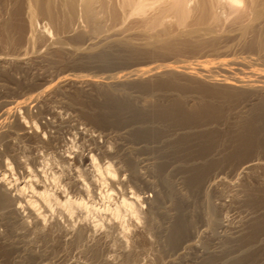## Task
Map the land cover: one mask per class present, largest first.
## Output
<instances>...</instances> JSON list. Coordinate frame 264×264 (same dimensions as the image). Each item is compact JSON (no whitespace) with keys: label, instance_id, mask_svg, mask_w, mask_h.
<instances>
[{"label":"rangeland","instance_id":"1","mask_svg":"<svg viewBox=\"0 0 264 264\" xmlns=\"http://www.w3.org/2000/svg\"><path fill=\"white\" fill-rule=\"evenodd\" d=\"M196 1L187 0V7L194 9ZM27 3L0 0V178L18 196L15 205L23 209L28 228L22 229V220L8 222L0 210V233L11 240L19 232L18 246L33 247L36 257L26 264H264V168H240L246 161L264 160V92L211 86L180 73L119 88L79 82L114 81L136 68L166 65L191 71L205 67L201 77L206 79H248L252 72H264V52L256 43L261 25L248 26L243 16L241 23L248 22L249 29L243 36L238 25L220 18L212 36L150 45L147 37L153 32L166 37L181 28L173 12L156 4L141 16L120 6L121 0H106L98 8L94 33L80 20L62 28L37 15L31 24ZM157 12L162 23L153 31L148 22ZM196 12L184 26L204 33L206 23L194 20ZM61 76L78 77V82L46 93L37 106L32 102L31 117L14 108L17 99L31 101ZM258 83L264 85V78ZM7 107L41 138L22 135V126L5 127L13 119L2 114ZM129 155L148 182H156L157 173L147 166L164 157L159 156L174 187L169 193L182 197L174 204L173 197L164 196L155 225L146 220L144 197L153 199L162 183L131 180ZM24 174L37 183H17L27 179ZM42 191L52 199L45 202ZM54 196L80 203L58 204ZM35 215L46 225L45 233L37 230ZM7 247L0 243V264H14L23 255Z\"/></svg>","mask_w":264,"mask_h":264},{"label":"bare ground","instance_id":"2","mask_svg":"<svg viewBox=\"0 0 264 264\" xmlns=\"http://www.w3.org/2000/svg\"><path fill=\"white\" fill-rule=\"evenodd\" d=\"M106 0H28V11H29V15H30V22L31 24L34 23L32 20H34L35 17H38L37 15H43L45 16L49 22H51L52 24L56 25L57 27H66L68 25H70L74 20H80L79 23H84L88 26V28H90V32H94L96 31V26L98 25V22L100 21L99 18V7H103L104 6V2ZM109 2V1H108ZM195 2V1H194ZM157 6H156V5ZM106 5V4H105ZM120 6H130L132 7V12L134 14L137 15H144L147 13V11L149 9L154 8L155 6L158 7L159 10L162 11H170L173 12L176 15V23L178 22L180 24V27L178 30L179 32L177 33L176 31V35L172 36H161L159 34V32H153V34L150 35V38L147 37L148 40L147 44H157L160 43L163 46H168V45H174V41L176 42V40L182 44L187 43L189 40V37L194 36V35H199V36H204V35H208V36H212L213 32L212 30V25H214L217 21L220 20V18L226 21H230L232 25H238V27L241 29V35L245 36L248 33L247 29L248 27H245V25H247V23L249 22L248 26H250V24L252 23V26H254L253 24H259L261 25V30H259V32L257 33V46L259 48L260 51L264 52V0H197L194 9H196V11L199 13L198 16H196V18L194 20L198 21V22H202V23H206V28L202 29L204 31L203 32H199L201 30H195V29H189L186 26H184L185 21L188 19L190 12L194 9H190L189 7H187V0H168V1H164L163 3L161 2L160 4L157 3V1H149V0H121ZM194 6V5H193ZM220 8L222 11V17L220 14H218L216 12V10ZM106 10V9H105ZM219 10V9H218ZM196 12V14H197ZM160 13H163L160 11ZM195 14V12H193ZM158 12H157V16L154 15V17H151V20L148 22V25H150L151 29L156 26V23H162L159 22V16H158ZM192 14V13H191ZM152 16V15H151ZM243 16H246L248 19V22L243 25L241 18ZM158 17V18H157ZM192 17V16H191ZM245 17V18H246ZM145 18V17H144ZM192 20V18H190ZM190 19H188V21H190ZM36 20V19H35ZM145 20V19H144ZM222 21V20H221ZM191 22V21H190ZM242 22V23H241ZM147 24V23H146ZM190 24V23H189ZM208 24V25H207ZM147 25V26H148ZM161 25V24H159ZM157 25V26H159ZM191 25V24H190ZM188 25V26H190ZM195 25V24H194ZM204 25V24H203ZM243 25V26H242ZM146 26V27H147ZM156 26V27H157ZM179 26V25H178ZM192 26V25H191ZM201 26V25H200ZM242 26V27H240ZM145 27V26H144ZM155 27V28H156ZM204 27V26H203ZM259 27V26H258ZM192 28V27H190ZM251 28V27H250ZM245 29V30H243ZM153 31L155 30L154 28L152 29ZM147 31V30H146ZM151 31V30H150ZM149 31V32H150ZM156 31V30H155ZM258 31V30H257ZM84 32V31H83ZM142 32V31H141ZM165 32V31H164ZM95 33V32H94ZM152 33V32H150ZM166 33V32H165ZM169 33V32H168ZM148 33L145 34V36H147ZM171 34V33H170ZM169 34V35H170ZM79 35V34H78ZM98 36V35H97ZM149 36V34H148ZM206 37V36H205ZM126 40V39H125ZM128 40V39H127ZM145 42V43H146ZM177 43V42H176ZM179 43V44H180ZM206 43V42H205ZM211 44V43H210ZM170 47V46H169ZM172 47V46H171ZM168 48V47H167ZM89 49V48H88ZM165 50V49H164ZM48 53V52H47ZM14 61V60H13ZM161 67V66H160ZM159 66L156 67H151V68H144V69H137L130 72V73H126V74H122L119 76H122L121 78H115L116 80L112 81H106V82H99L97 80L94 79H90V78H79L82 79L81 81H79L80 83H84L87 86H98V87H108V88H119V86H124L126 84H133V83H142L144 81H148L154 78H159L162 77L163 75H167V74H182L184 76H186L187 78L190 79H194V80H201L206 82L207 84H210L211 86H221V87H226V88H230L232 90H242V91H262L264 92V85L259 84V80L261 78H264V72H252L251 75L248 77V79H244L242 77H235V78H224V79H206L203 78L205 77V75L203 77H201L202 75V71L206 70L205 67H199L197 68V70L191 71V69H187L185 68L184 70H177L173 67L167 66L166 67H162L160 69ZM187 67V66H186ZM133 69V68H132ZM259 70V69H258ZM131 71V70H130ZM124 73V72H123ZM76 76V75H74ZM118 77V76H117ZM78 78V77H76ZM74 79L67 76H61L60 79H57V81L55 80L53 86L51 88L48 89V86H46L47 88H43L41 90H37V92L30 98L31 101H18L15 103V107H21L22 111L24 110L25 115L27 114L28 116L31 117L32 113H31V107L34 106L33 103L36 102L35 106L38 105V102L42 99L44 100V96L46 93L48 92H52V91H59L61 89H64L65 86L67 85H72V86H76V83L78 82L77 79ZM259 79V80H258ZM51 81V80H50ZM200 81V82H201ZM81 85V84H80ZM41 88V87H39ZM66 88V87H65ZM37 89V88H36ZM58 93V92H57ZM7 94V93H6ZM47 97V96H46ZM26 99V98H25ZM29 99V98H28ZM15 101V100H14ZM33 102V103H32ZM68 102V101H67ZM42 103V102H41ZM4 104V103H3ZM46 104V103H45ZM48 104V103H47ZM51 105V104H50ZM2 106H6V104L2 105ZM9 106V105H8ZM11 106V105H10ZM44 106V105H43ZM13 107V106H12ZM12 107H7L5 108V110H2V114L8 117H12L9 122H2L3 124H5V127H9L10 129L13 128L15 129L16 126H22V135L24 136H28V137H36V138H41L40 137V133L37 132V128L36 130L28 125H22L21 119H19V117L17 116V111L15 112L14 108ZM37 108V107H36ZM46 108V107H45ZM48 108V106H47ZM2 109V108H1ZM13 109V110H12ZM49 109V108H48ZM17 110V109H16ZM33 110V109H32ZM35 110V109H34ZM33 110V111H34ZM39 111V110H37ZM35 112V111H34ZM36 113V112H35ZM52 113V112H51ZM77 113V112H76ZM22 114V113H21ZM57 115V114H56ZM2 116V115H1ZM2 116V117H5ZM20 116V114H19ZM33 116V115H32ZM70 116V115H69ZM21 117V116H20ZM39 117V116H38ZM61 117V116H60ZM23 118V117H22ZM25 119V118H23ZM22 119V120H23ZM32 119V118H31ZM45 119V118H44ZM27 120V119H26ZM59 120V118H58ZM70 120V119H69ZM8 121V120H7ZM34 121V120H33ZM43 122V121H42ZM26 124V122H25ZM2 125V124H1ZM15 125V126H14ZM48 125V124H47ZM34 126V125H33ZM2 127V126H1ZM35 127V126H34ZM46 128V126H44ZM40 128V127H38ZM8 129V128H7ZM5 129V130H7ZM9 129V130H10ZM1 130V129H0ZM3 130V129H2ZM3 130V131H5ZM17 130V129H16ZM41 130V129H40ZM11 131V130H10ZM9 131V132H10ZM21 131V130H20ZM44 131V130H43ZM47 131V130H46ZM19 132V131H18ZM11 134V133H10ZM21 134V133H20ZM149 134V133H148ZM155 134V133H154ZM18 135V134H17ZM47 135V134H45ZM44 135V136H45ZM19 136V135H18ZM43 136V134H42ZM50 136V135H49ZM5 137V136H4ZM20 137V136H19ZM126 137V136H124ZM27 138V137H26ZM46 138V137H45ZM44 138V139H45ZM52 138V137H51ZM167 138V137H166ZM41 140V139H40ZM47 141V140H46ZM53 141V140H52ZM25 143V142H24ZM48 143V142H47ZM3 144V143H2ZM49 144V143H48ZM18 145V144H17ZM141 146V145H140ZM160 146V145H159ZM143 147V146H142ZM150 147V146H149ZM162 147V146H161ZM161 149V148H160ZM143 150V149H142ZM141 150V151H142ZM140 151V150H139ZM144 151V150H143ZM142 151V152H143ZM159 151V148H158ZM153 152V151H152ZM160 152V151H159ZM158 152V153H159ZM162 152V151H161ZM40 153V152H39ZM33 154V153H32ZM129 154V153H128ZM68 155V154H67ZM70 156V155H68ZM66 156V157H68ZM77 156V155H76ZM160 156V155H159ZM156 162H152L151 164H149L147 166V170L151 171L152 173H157L156 177H157V181L156 182H148L145 181L142 177V173L138 167V161H135L130 155L127 156L126 160V165H127V169H128V173H129V177L131 180L136 181L137 183H149L150 185H152L153 183H162V190L157 192V194L155 195V197L153 199L144 197V201L146 203L149 204V210L147 211V218L146 220H148V224L149 225H155V218L157 216H155L157 214V212L159 211V209L161 208V203L163 201L164 196H170L173 197V202L175 204V200L177 201V203L181 200L182 197L178 196L176 194L172 195L171 193H169L170 191H172L173 185H172V180L171 178H169L170 175V171H168L166 168H163L164 164H163V159L159 158ZM82 157V156H80ZM162 157V156H160ZM46 158V157H45ZM60 158V157H59ZM87 157H83V159H87ZM164 158V157H162ZM20 159V157H19ZM72 159V158H71ZM76 159V158H75ZM162 162H161V160ZM94 160V159H92ZM149 160V159H148ZM152 160V159H151ZM49 161V160H48ZM146 161V160H145ZM150 162V161H149ZM38 163V162H37ZM53 163V162H52ZM59 163V162H58ZM140 163V161H139ZM166 164V163H165ZM110 165V164H109ZM142 165V164H140ZM139 165V166H140ZM167 165V164H166ZM168 166V165H167ZM178 166V165H177ZM180 166V165H179ZM61 167V166H60ZM256 167H262L264 168V160H260V161H255V160H249L246 161L245 163H243V165L240 167L242 168V172L245 171H249L252 170L253 168ZM72 168V167H71ZM144 168V167H143ZM178 168V167H177ZM169 169V168H168ZM173 169V168H171ZM61 170V169H60ZM73 170V169H72ZM109 170V169H108ZM107 170V171H108ZM126 170V169H125ZM124 170V171H125ZM142 170V169H141ZM240 170V169H239ZM42 171V170H41ZM92 171V170H91ZM123 171V173H124ZM172 171V170H171ZM44 172V171H43ZM74 172V171H73ZM146 172V171H145ZM164 172V173H163ZM174 172V171H173ZM48 173V172H47ZM116 173V172H115ZM172 173V172H171ZM121 174V173H118ZM125 174V173H124ZM25 175V174H24ZM63 175V174H62ZM69 175V174H68ZM26 174L25 177H27L26 180L24 181H17V183H25V184H34L37 183L36 180L32 179L33 177ZM43 177V176H42ZM45 177V175H44ZM47 177V176H46ZM117 177V176H116ZM123 177V176H122ZM126 177V176H125ZM7 178V177H6ZM24 178V177H23ZM184 178V177H183ZM115 179V178H114ZM122 179V178H121ZM106 180V179H105ZM119 180V179H118ZM117 180V181H118ZM8 181V180H7ZM54 181V180H53ZM65 181V180H64ZM78 181V180H77ZM80 181V180H79ZM108 181V180H107ZM129 181V180H127ZM132 181V183H133ZM51 182V181H50ZM59 182V181H58ZM67 182V181H66ZM69 182V181H68ZM7 183V182H6ZM6 183H4L3 178H0V210L3 211V218L6 220L13 221V220H22L21 221V226L22 229L24 230H28L27 225L25 223V221L22 219V215H21V211L23 210L21 208L20 205H15V201L18 199V196H15L13 194H11V192L9 191V188L5 185ZM71 183V182H70ZM69 183V184H70ZM113 183V182H112ZM120 183V182H118ZM61 184V183H60ZM117 184V183H116ZM215 184V183H214ZM41 185V184H40ZM56 185V184H55ZM62 185V184H61ZM71 185V184H70ZM80 185V184H79ZM82 185V184H81ZM84 185V184H83ZM121 184H119L120 186ZM123 185V184H122ZM21 186V185H20ZM23 186V185H22ZM28 186V185H27ZM94 186V185H93ZM113 186V185H112ZM125 186V185H124ZM66 187V186H65ZM115 187V186H114ZM23 187H20V190H22ZM25 188V187H24ZM23 188V189H24ZM28 188V187H27ZM35 188V186H34ZM54 188V187H53ZM57 188V187H55ZM54 188V189H55ZM60 188V187H59ZM69 188V187H68ZM76 188V187H75ZM30 189H33L30 188ZM16 190V189H15ZM19 190V189H18ZM79 190H83V188L79 187ZM111 190V189H110ZM114 190V189H113ZM174 190V189H173ZM34 191V190H32ZM60 191V190H59ZM75 191V190H74ZM18 192V191H17ZM31 192V191H30ZM35 192V191H34ZM175 192V190H174ZM53 193V192H52ZM35 194V193H34ZM38 194L43 198V200L45 202H48V200L52 199V194L45 192H38ZM115 194V193H114ZM18 195V194H16ZM36 195V194H35ZM56 195V194H55ZM62 195V194H61ZM90 195V194H89ZM122 195V193H121ZM153 195V194H152ZM22 196V195H21ZM112 196V195H111ZM127 196V195H126ZM131 196V195H130ZM134 196V195H133ZM141 196V195H140ZM55 197V196H54ZM53 197V198H54ZM68 197V195H67ZM139 197V196H138ZM143 197V196H142ZM66 198V197H65ZM70 198V197H69ZM22 199V198H21ZM127 199V198H126ZM123 199L122 200V204L123 205H128L129 202ZM129 199H134V197H130ZM172 199V198H171ZM40 200V199H39ZM54 201H56L58 204L61 203H71V204H77L80 202L77 201H70L69 200H64L62 201V199L59 198V196L55 197L53 199ZM82 200V199H81ZM108 200V199H107ZM137 200V199H136ZM143 200V199H141ZM25 201V200H24ZM119 201V200H118ZM135 201V200H134ZM171 201V200H170ZM17 202V201H16ZM43 202V201H42ZM51 202V201H50ZM140 202V201H139ZM143 202V201H141ZM19 203V202H18ZM145 204V203H144ZM163 204V203H162ZM122 205V206H123ZM131 205V204H130ZM44 207V206H43ZM124 207V206H123ZM130 207V206H129ZM97 208V207H96ZM22 209V210H21ZM29 211V210H28ZM167 212V211H166ZM35 213V212H33ZM56 213V212H55ZM167 214V213H166ZM32 215V214H31ZM34 217V221L37 227V230L39 229V231H43L45 230V226L43 225V223L41 222L40 218L38 216H33ZM32 217V218H33ZM2 218V219H3ZM158 218V217H157ZM156 218V219H157ZM168 218V217H167ZM180 219V218H179ZM209 219L212 221V223L214 225H216L219 228H226V224L219 220V219H214L209 217ZM1 220V219H0ZM176 220V219H175ZM157 222V221H156ZM170 222V221H169ZM14 223V222H13ZM16 223V222H15ZM175 223V222H174ZM173 223V225H174ZM9 224V223H8ZM178 224V223H177ZM181 224V223H180ZM158 225V224H157ZM18 226V225H17ZM175 226V225H174ZM6 227V226H5ZM29 227V226H28ZM50 227V226H49ZM170 227V226H169ZM35 228V227H34ZM151 228V227H150ZM30 229V228H29ZM33 229V228H32ZM31 229V230H32ZM178 229V228H177ZM6 231V230H5ZM69 232V231H68ZM178 232V231H177ZM45 233V232H44ZM180 233V232H179ZM21 233L18 232V234L15 235L14 239L11 240H6L4 238V236L2 235V233H0V243L2 245H5L7 248L9 249H16L17 250H21L23 255L20 257V260L15 261L14 264H26L27 262H29L30 260H33L34 256L33 254V247H30L28 245H23V247L18 246L21 243V240L19 239V235ZM39 234V233H38ZM7 235V234H6ZM41 235V234H40ZM179 235V234H178ZM10 236V235H9ZM27 236V235H26ZM13 238V237H12ZM28 242V241H27ZM41 245V244H40ZM193 244H189V247H192ZM187 248V247H186ZM1 251V250H0ZM42 252V251H41ZM36 253V252H35ZM21 254V253H20ZM5 256V255H4ZM19 259V258H18ZM57 259V258H56ZM17 260V259H16ZM47 260V259H46ZM41 262V261H39ZM46 263V261H45Z\"/></svg>","mask_w":264,"mask_h":264}]
</instances>
